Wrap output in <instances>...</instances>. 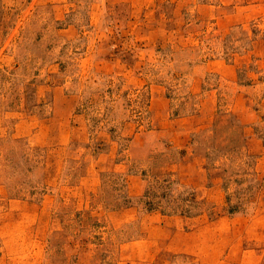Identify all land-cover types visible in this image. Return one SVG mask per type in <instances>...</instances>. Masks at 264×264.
I'll use <instances>...</instances> for the list:
<instances>
[{
  "label": "rangeland",
  "instance_id": "rangeland-1",
  "mask_svg": "<svg viewBox=\"0 0 264 264\" xmlns=\"http://www.w3.org/2000/svg\"><path fill=\"white\" fill-rule=\"evenodd\" d=\"M0 264H264V0H0Z\"/></svg>",
  "mask_w": 264,
  "mask_h": 264
}]
</instances>
